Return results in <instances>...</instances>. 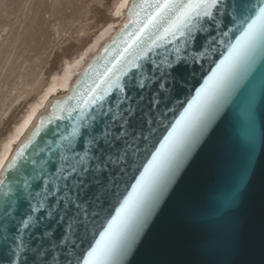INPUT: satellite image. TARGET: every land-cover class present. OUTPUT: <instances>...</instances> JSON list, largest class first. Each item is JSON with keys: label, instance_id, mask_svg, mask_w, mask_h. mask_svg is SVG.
<instances>
[{"label": "snow or ice", "instance_id": "6c2138e0", "mask_svg": "<svg viewBox=\"0 0 264 264\" xmlns=\"http://www.w3.org/2000/svg\"><path fill=\"white\" fill-rule=\"evenodd\" d=\"M128 14L115 54L101 55L102 67L85 73L90 83L68 97L74 102L54 109L50 138L29 140L0 170V203L7 205L0 220L5 228L16 220L11 264H29L25 253L35 254L41 264H49V257L54 264H131L230 113L248 140L251 164L257 96L245 79L222 99L219 84L232 79L253 49L264 50V0L231 6L225 0H134ZM226 16L232 27L222 19ZM230 34L234 42L225 40ZM218 46L227 51L218 62L211 60L199 87L192 85L195 94L174 100L169 89L174 73L195 65L204 70ZM260 103L264 106V95ZM39 135L38 129L33 137ZM246 182L247 167L239 186ZM241 195L237 189L223 201L216 240L222 229L236 231L224 209L236 208ZM18 202H27L22 216L13 215ZM186 211L192 222L203 224L198 200H190ZM26 235L36 247L29 248Z\"/></svg>", "mask_w": 264, "mask_h": 264}, {"label": "water", "instance_id": "95a60500", "mask_svg": "<svg viewBox=\"0 0 264 264\" xmlns=\"http://www.w3.org/2000/svg\"><path fill=\"white\" fill-rule=\"evenodd\" d=\"M249 2H255V0H225L229 6ZM222 19L228 27H232V24L228 23L231 17L226 16ZM128 21L112 40L105 44L101 52L91 58L70 92L54 103L51 113L46 115L23 145L28 144L29 140L39 142L41 137L50 138L49 130L54 127V124L49 123V119L53 116L54 109L65 107L66 102H74L68 101V97L75 93L78 86H87L90 83V80L85 79V73L94 66L102 67L97 65L101 55H104L106 51L109 58L115 54L114 42L121 38V32ZM224 30L226 31L227 28ZM229 39L234 42L235 36L230 34L228 38H225L226 41ZM226 51V47L218 46L217 52L213 53L210 61L204 64V70L199 65L193 66L196 73L194 79L193 67L181 68L174 73L175 79L169 83L174 100H184L190 92L194 95L195 90L192 85L199 87L203 83V77L207 75L211 60L218 62L222 58L221 53ZM211 67H215V64H211ZM245 79H247V87L253 89L257 96L255 143L251 164L248 163V140L240 133L233 114L230 113L228 121L225 120L220 124L212 134L209 145L197 155L185 173L132 258L131 264H264V106L260 103L261 96L264 95V50L259 46L240 63L230 81L225 79L219 84V88L224 89L222 99L226 98L235 86ZM197 80L199 83H196ZM169 119H172L171 115ZM38 129L40 135L33 137ZM29 147L31 148V145ZM246 167L247 182L240 187L239 177ZM237 189L242 193L239 205L236 208L224 209V212L232 214L236 231L233 233L222 229L216 240L214 233L220 223L218 210L223 207V201ZM3 199L0 197V201ZM193 199L200 202V216L204 221L200 226L189 219L186 211L188 202ZM4 207L7 205L0 203V212ZM26 207L27 202H18L13 215L22 216ZM4 224L5 221L0 220V264H11V261L16 259L14 252L16 244L14 237L17 235L16 220H8L6 228ZM40 231L42 232L43 229ZM59 232L58 229L57 236ZM39 234L36 232L37 236ZM96 239H99L98 234ZM24 240L29 248L37 246L27 235ZM91 242L95 243L94 240ZM43 247L51 248V242L43 244ZM87 247L86 243L85 249ZM25 255L29 257V264H41L35 254L25 253ZM53 255L58 253L54 252ZM49 264H54L51 257H49Z\"/></svg>", "mask_w": 264, "mask_h": 264}, {"label": "rangeland", "instance_id": "374dc122", "mask_svg": "<svg viewBox=\"0 0 264 264\" xmlns=\"http://www.w3.org/2000/svg\"><path fill=\"white\" fill-rule=\"evenodd\" d=\"M117 1L0 0V139L12 135L6 151L29 116L21 114L26 103L59 75L64 61L90 50L104 25L118 24Z\"/></svg>", "mask_w": 264, "mask_h": 264}, {"label": "bare ground", "instance_id": "6f19581e", "mask_svg": "<svg viewBox=\"0 0 264 264\" xmlns=\"http://www.w3.org/2000/svg\"><path fill=\"white\" fill-rule=\"evenodd\" d=\"M133 2L134 0H128L127 4L123 5V0H118L113 9L117 15H119V18H116L118 24H108L106 27L104 25L100 29V33L94 38L93 44L89 47V49L91 48L90 50L76 60L72 59L71 61H64V67L61 69L59 75L56 76V78L49 79L47 84L40 89L34 98L29 97L32 99L26 103L21 111L22 115L29 116L24 119L20 128H18V131L14 130L12 132V134L17 133V135L13 145L8 151H6L5 141L12 135L7 131L0 139V170H3V167H6L12 155L19 151L20 146L26 143L32 132L42 122L46 115L51 113L54 103L70 92L73 84L76 82L83 69L89 64L91 58L99 54L105 44L111 41L117 34L118 30L129 20L128 9ZM42 101L43 104L38 109L32 111Z\"/></svg>", "mask_w": 264, "mask_h": 264}]
</instances>
